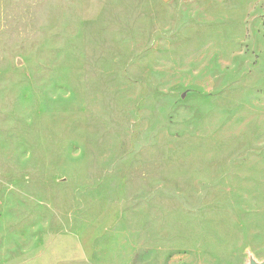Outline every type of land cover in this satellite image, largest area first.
<instances>
[{
  "label": "rangeland",
  "instance_id": "374dc122",
  "mask_svg": "<svg viewBox=\"0 0 264 264\" xmlns=\"http://www.w3.org/2000/svg\"><path fill=\"white\" fill-rule=\"evenodd\" d=\"M264 261V0H0V264Z\"/></svg>",
  "mask_w": 264,
  "mask_h": 264
},
{
  "label": "water",
  "instance_id": "95a60500",
  "mask_svg": "<svg viewBox=\"0 0 264 264\" xmlns=\"http://www.w3.org/2000/svg\"><path fill=\"white\" fill-rule=\"evenodd\" d=\"M164 1H169V0H164ZM249 264H264V261H257V260H255V259H251L250 260V263Z\"/></svg>",
  "mask_w": 264,
  "mask_h": 264
}]
</instances>
